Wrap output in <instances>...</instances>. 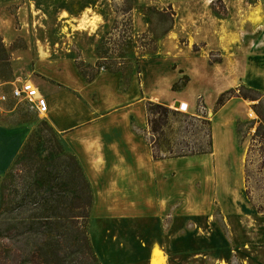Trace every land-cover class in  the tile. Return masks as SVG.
Wrapping results in <instances>:
<instances>
[{
  "label": "rangeland",
  "instance_id": "1",
  "mask_svg": "<svg viewBox=\"0 0 264 264\" xmlns=\"http://www.w3.org/2000/svg\"><path fill=\"white\" fill-rule=\"evenodd\" d=\"M178 49L188 51L186 57L212 49L209 59L217 64L223 63L222 49L231 61L220 75H227L234 85L245 75V84L227 92L244 87L261 93L264 0H0L1 85L25 81L35 85L36 81L45 86L46 82L65 83L75 78L91 84L106 73L118 76L116 84L121 91L128 90L136 77L138 98V92L143 95L151 85L143 82L146 63L155 62L156 71L175 69ZM218 83L209 88L208 102L222 90ZM200 90L201 86L192 87L193 96ZM247 90L242 94L253 96ZM10 92L11 87L4 88L6 95ZM221 95L209 110L202 98L195 101L196 114L172 109L169 115L175 131L171 149L175 155L207 147L210 134L214 144V128L218 147L223 142L230 144L226 151L212 149L211 155L180 166L183 173L202 169L194 178V193L202 195L203 202L208 199L207 207L184 216L140 220L113 218L91 210L87 233L100 264H149L150 250L155 246L164 264H264V154L259 153L257 144L249 158L248 174L245 169L251 139L260 122L256 112L264 113V103L261 110L257 103L232 94L219 108ZM156 105L147 102L145 108L150 127L161 128L167 114ZM0 109V126L11 130L20 145L24 140L9 170L0 166L1 198L2 182L30 136L41 126L54 127L51 120L47 122L48 115L40 117L13 99L0 104ZM218 113L220 118L215 123L213 116ZM51 116L61 117L60 110ZM183 116H205L211 132ZM164 136L159 130L153 139L155 147ZM157 154L161 152L157 150ZM217 167L222 173L219 178ZM29 253L24 238L0 241V264H44ZM84 262L91 260L85 256Z\"/></svg>",
  "mask_w": 264,
  "mask_h": 264
},
{
  "label": "crops",
  "instance_id": "2",
  "mask_svg": "<svg viewBox=\"0 0 264 264\" xmlns=\"http://www.w3.org/2000/svg\"><path fill=\"white\" fill-rule=\"evenodd\" d=\"M211 50L208 53L199 52L198 56L186 57L184 54L188 51L178 49L175 54L177 67L171 70L156 71L155 62L146 63L148 67L143 72V82L147 80L151 85L148 88L146 86L143 95L138 92V98L135 90L136 77L126 91H121L120 85L116 84L118 76L106 73L99 75L91 84L77 78L65 83L46 82L45 86L34 81L50 107L47 122L50 123L51 120L65 149L76 157L91 186L94 196L93 213L140 220L167 218L170 214L184 216L207 207L205 203L208 199L203 202L202 195L194 193V178L201 174L198 172L202 169L183 173L180 166L184 162L200 160L211 154L188 158L172 157L174 128L170 120L163 130L165 136L158 143L159 149L155 147V137L149 125L145 103L154 102L171 110L179 109L187 114H196L195 101L203 98L209 110L220 94L237 85L227 75H220L219 72L223 71V67L231 59L219 49L223 63H211ZM184 76L189 77V84L182 91L174 92L173 86ZM244 79L245 75L238 79V85L245 84ZM18 83L20 82L13 84ZM217 83L222 86V90L208 102L207 97L210 99L211 95L209 88L211 85L217 86ZM13 84L3 85L0 104L13 99L10 92L7 102L1 101L2 94H5L4 88ZM258 85V90L264 94V84ZM195 86H201V90L193 96L192 87ZM56 109L60 110L61 117L51 116ZM219 114L213 116L215 123L219 121ZM75 118L77 121L73 122ZM67 124L79 126L66 128ZM215 130L214 128L213 150L226 151L230 144L223 142V146L218 147ZM23 142L24 140L20 145L11 130L0 126V166H5V170L12 166ZM157 150L161 152L160 156ZM215 171L218 173L216 178H219L221 169L217 167ZM156 248L159 247L155 246L150 250L149 264H154ZM163 257L166 262V255Z\"/></svg>",
  "mask_w": 264,
  "mask_h": 264
},
{
  "label": "trees",
  "instance_id": "3",
  "mask_svg": "<svg viewBox=\"0 0 264 264\" xmlns=\"http://www.w3.org/2000/svg\"><path fill=\"white\" fill-rule=\"evenodd\" d=\"M189 82V77L184 76L173 86V91H182ZM243 90L247 89L241 87L221 95L217 107L222 108L227 97L238 94L236 98L257 103L258 109L262 110L264 95L247 90L253 95L249 97L242 94ZM156 107L164 111L167 118L161 128L151 127L154 137L159 135V130L167 127L169 115L173 112L161 105ZM256 113L260 122L248 150L246 174L256 144L259 153L264 154V113ZM204 117L193 119L184 116V120H194L211 132V123ZM208 138L210 141L205 148L183 155H175L171 151V156L188 158L208 155L213 149L211 134ZM155 158L158 157L155 155ZM93 201L91 186L76 157L65 151L58 134L51 127L41 126L37 133L30 136L15 166L2 182L0 241L24 238L30 253H33L30 257L44 264H66V261L68 264H100L87 233ZM13 208L15 210H10ZM13 212L18 214L12 216ZM85 256L91 263L84 262ZM70 258L76 260L69 261Z\"/></svg>",
  "mask_w": 264,
  "mask_h": 264
},
{
  "label": "built area",
  "instance_id": "4",
  "mask_svg": "<svg viewBox=\"0 0 264 264\" xmlns=\"http://www.w3.org/2000/svg\"><path fill=\"white\" fill-rule=\"evenodd\" d=\"M3 85L0 84V90ZM11 97L19 103L26 104L29 109L40 117H46L50 113V107L39 89L31 82H20L11 85ZM8 96L2 94L1 101L7 102Z\"/></svg>",
  "mask_w": 264,
  "mask_h": 264
},
{
  "label": "bare ground",
  "instance_id": "5",
  "mask_svg": "<svg viewBox=\"0 0 264 264\" xmlns=\"http://www.w3.org/2000/svg\"><path fill=\"white\" fill-rule=\"evenodd\" d=\"M154 264H164L163 258H161L157 252L154 254Z\"/></svg>",
  "mask_w": 264,
  "mask_h": 264
}]
</instances>
